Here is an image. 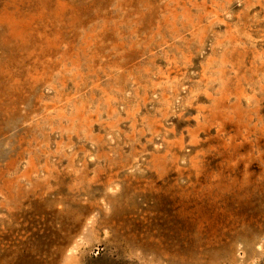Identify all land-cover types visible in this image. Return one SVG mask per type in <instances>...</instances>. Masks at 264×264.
I'll use <instances>...</instances> for the list:
<instances>
[{
    "label": "rangeland",
    "instance_id": "1",
    "mask_svg": "<svg viewBox=\"0 0 264 264\" xmlns=\"http://www.w3.org/2000/svg\"><path fill=\"white\" fill-rule=\"evenodd\" d=\"M0 264H264V0H0Z\"/></svg>",
    "mask_w": 264,
    "mask_h": 264
}]
</instances>
